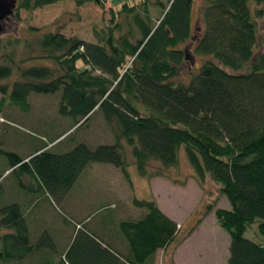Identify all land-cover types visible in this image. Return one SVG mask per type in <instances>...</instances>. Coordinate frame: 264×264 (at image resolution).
<instances>
[{"label": "trees", "instance_id": "trees-1", "mask_svg": "<svg viewBox=\"0 0 264 264\" xmlns=\"http://www.w3.org/2000/svg\"><path fill=\"white\" fill-rule=\"evenodd\" d=\"M54 1L21 0L15 14ZM150 4L128 2L113 10L107 24L93 29L94 43L33 28L30 38L14 37L0 46V83L18 78L0 85V112L6 97L26 114L30 95L60 92L59 114L73 122L59 138L41 140L27 158L2 153L9 170L30 182L21 179L14 193L19 199L9 194L6 206L0 195V264H26L29 258V264H155L156 252L176 242L180 232L155 201L133 197V208L145 215L118 224L127 257L81 227L60 260L47 259L55 249L51 237L43 233L35 240L19 205L35 194L61 205L93 163L121 169L131 181L124 145L144 179L167 178L163 169L178 168L184 147L199 186L211 179L231 207L206 210L230 239L227 264H264V242L244 236L257 221L264 238V52H257L264 0H202L198 26H192L193 0H169L156 22ZM193 38L195 54L206 60L189 84H178L174 79ZM97 112L114 137L112 145L91 149L81 142L66 152L52 151ZM156 163L161 168L154 170Z\"/></svg>", "mask_w": 264, "mask_h": 264}, {"label": "rangeland", "instance_id": "rangeland-1", "mask_svg": "<svg viewBox=\"0 0 264 264\" xmlns=\"http://www.w3.org/2000/svg\"><path fill=\"white\" fill-rule=\"evenodd\" d=\"M141 1L143 0H104L105 3L101 6L97 1L92 0L84 3L75 0H55L53 4L32 11L18 10L5 23V29L0 34V46L14 37L21 40L30 38L32 36L30 35V29L33 28L39 30L40 33H59L66 37H77L85 42L94 43L93 29L107 24L112 17L113 10L116 11L115 9L128 2L138 6ZM149 1L151 3L149 6L150 16L153 22H156L163 11L162 6H166L169 0ZM201 4L202 0H193L192 26L200 24ZM257 25L259 35L257 52L259 50L264 52V16L258 19ZM194 46L193 38L186 46V49H188L187 61L180 68L179 76L174 79V82L178 84H189L192 77L198 72L197 69L206 60L195 54ZM2 52L3 49L0 51V56ZM35 64L36 62L25 66ZM41 65L53 66L49 62L41 63ZM17 79V75L14 74L11 79L1 82L0 85L8 84L10 86ZM60 99V92L47 96L32 94L29 96L31 111L26 114L16 106L11 105L7 97L4 99V105L0 112V195H5V197L2 196L3 202H6L4 206L9 204L11 196L16 195L19 199L20 195L14 193L21 188L19 183L22 178L19 174H14L12 170H9V159L2 153L10 152L18 154L22 158H27L34 153L39 144H42L41 140L46 139L49 142L68 132L73 122L71 118H64L59 114ZM68 135L70 136L65 139H63L64 137L60 138L62 141L57 149H52L53 152L69 151L71 147L81 142L87 143L91 149L102 144L112 145L114 142V137L98 112L94 114L88 123L75 132L74 130L70 131ZM124 148L128 164V175L131 181L124 176L121 169L95 163L86 169L87 173L84 178L93 181L98 190H103V194L104 192L108 194L110 192L109 188H114L116 191L118 188L122 191L121 188L123 187L125 197L127 186V190H129L128 197L132 200L134 195V198L139 200L155 201L158 207L184 225L185 231L176 240L178 245L185 239L181 240L187 230L189 232L192 227L197 225V229H195L197 233L191 237L187 246L184 249L181 248L179 254H177L179 262H183V264H224L228 234L219 227L213 211L211 213L206 212L207 207L210 205H214L217 209L229 207L226 197L220 194V186L209 178L206 179L202 187L199 186L184 147L179 151L178 168L163 169L167 178L157 177L152 179H144L139 176L137 168L134 166V158L131 156V148L127 145H124ZM151 168L156 170L161 167L156 163ZM22 182L29 185L30 178L23 177ZM9 191L11 192L8 193ZM7 194L11 196L8 197ZM19 194L21 193L19 192ZM95 204L98 205V203ZM64 206L67 209L69 208L68 205ZM94 209L92 210L94 211ZM92 210L90 211L92 212ZM257 226L258 222L256 221L247 228L244 236L253 242L263 243L264 238L260 235ZM178 228H180L179 225ZM32 260V258L27 259L26 264H29ZM165 263L178 264L172 257Z\"/></svg>", "mask_w": 264, "mask_h": 264}, {"label": "crops", "instance_id": "crops-1", "mask_svg": "<svg viewBox=\"0 0 264 264\" xmlns=\"http://www.w3.org/2000/svg\"><path fill=\"white\" fill-rule=\"evenodd\" d=\"M86 169L82 173V176L76 181L72 191L64 199L61 205H57L53 199L48 197V195L43 194L40 196H38V194L30 195L26 201L22 200L21 203L19 202V205H24L23 213L27 225L33 235L32 237L37 240L43 233H47L51 237L55 249L48 254L46 253L48 260H51L54 257L56 260H60L61 258L64 259V254L70 248V245L76 237L77 231L81 227L87 228L90 233L97 234L105 243L107 242L110 244L116 254H120V256L124 258L128 256L127 245L121 234L118 233L117 226L121 221L127 219L137 221V219L142 218L145 213L133 208V200L128 197L129 190H127V186V194L125 197L123 195V187L121 188L122 191L118 188L117 191L114 190V188H109L108 190L110 192L108 194L104 192L103 194V190H98L96 184H93V181L84 178L87 173ZM106 198L110 203L107 204V207L103 208L99 203H105L106 200L104 201V199ZM95 203H98V205ZM64 205H68L69 208L67 209ZM105 208H108L105 215L102 214L103 212H97L102 211ZM230 208L231 207L224 209L230 210ZM92 209H94V211ZM90 210H92V212ZM160 210L162 209L160 208ZM162 211L180 226L179 236H181V233L185 231L184 225L173 218L165 210ZM192 228L193 230L197 229V225ZM195 233H197L196 230L193 231L190 236L185 238L180 245L174 242L167 248L157 251L154 263L166 264L165 262L172 257L178 264H183V262H179L177 254H179L181 248L184 249L187 246L189 240L195 235ZM226 239L224 264H227V259L229 257L228 248L230 239L228 237H226ZM120 259L122 260V258Z\"/></svg>", "mask_w": 264, "mask_h": 264}, {"label": "water", "instance_id": "water-1", "mask_svg": "<svg viewBox=\"0 0 264 264\" xmlns=\"http://www.w3.org/2000/svg\"><path fill=\"white\" fill-rule=\"evenodd\" d=\"M75 1L85 2L88 0H75ZM94 1L99 2L100 0H94ZM18 2H21V0H0V34L3 31V26L1 25V22L11 18L14 15Z\"/></svg>", "mask_w": 264, "mask_h": 264}, {"label": "flooded vegetation", "instance_id": "flooded-vegetation-1", "mask_svg": "<svg viewBox=\"0 0 264 264\" xmlns=\"http://www.w3.org/2000/svg\"><path fill=\"white\" fill-rule=\"evenodd\" d=\"M10 19H11V18L6 19V20H4V21L1 22V25L3 26V31H4V29H5V28H4V27H5V23H6L7 21H9ZM3 31H2V32H3Z\"/></svg>", "mask_w": 264, "mask_h": 264}]
</instances>
